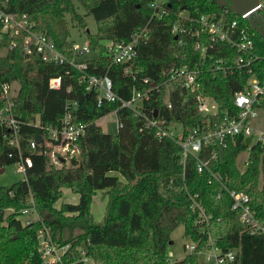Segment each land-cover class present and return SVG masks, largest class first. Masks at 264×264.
Masks as SVG:
<instances>
[{
	"label": "trees",
	"instance_id": "16d2710c",
	"mask_svg": "<svg viewBox=\"0 0 264 264\" xmlns=\"http://www.w3.org/2000/svg\"><path fill=\"white\" fill-rule=\"evenodd\" d=\"M74 1L95 22V32H87L97 55L87 62L89 72L106 74L113 93L123 100H128L135 89L158 84L142 101L141 115H155L165 124L179 123L187 131L207 123L213 127L225 110H232L233 93L242 87L246 74L204 72L196 93L177 81H166L162 75L166 66H191L201 60L194 48L195 36L178 33L174 38L171 33L177 13L184 10L194 18L225 7L214 0H171L168 14L150 22L148 0H0V9L12 13L16 20H25L33 31L47 35L69 56L73 42L68 38V21L84 28V15L76 11ZM229 14L247 24L231 11ZM258 15L264 23V7ZM141 27H146V33L136 46L134 58L127 63L110 62L103 54V41H128ZM253 39L263 50L264 39L256 33ZM24 42L22 32L14 33L10 26L4 30L0 25V83H18L12 113L21 122L20 154L29 159L24 179L0 187V264H39L36 233L41 226L48 228L52 241L70 244L56 264H82L77 247L97 264H198L196 252L179 261L168 260L170 234L179 224L184 236L198 247L210 238L221 251L235 249L228 264H264V234L245 231L239 212L230 208L227 193L217 182H207L206 171L197 172L191 155L182 163L174 141L156 139L143 126L141 116H133L125 107L116 111L121 127L115 133L101 131L94 124L100 112L93 108V95L83 91L77 73L65 65L42 62L33 50L25 54ZM211 54L221 56L220 52ZM53 77L60 78L59 89L49 87ZM197 93L214 100V114L197 110ZM66 100L76 101L75 119L85 124V130L77 141L78 155L66 166H54L38 148H28L27 140L37 128L25 123L36 114L42 124L56 122ZM243 151L247 157L241 167L237 156ZM198 155L208 160V167L218 173L228 189L247 195L250 213L264 228V146L253 143L246 147L240 137H234L225 146H208ZM16 158L0 131V169L15 163ZM63 188L76 194L77 201L56 208L54 203ZM95 190L104 191L106 203L101 221L91 223L88 211ZM28 197L38 218L22 223L19 210L29 206ZM192 201L202 208L206 221L195 222L198 212L190 207ZM6 207L13 211L5 215Z\"/></svg>",
	"mask_w": 264,
	"mask_h": 264
},
{
	"label": "built area",
	"instance_id": "2783aa9c",
	"mask_svg": "<svg viewBox=\"0 0 264 264\" xmlns=\"http://www.w3.org/2000/svg\"><path fill=\"white\" fill-rule=\"evenodd\" d=\"M170 1L148 0L146 2V7L149 10L148 22L157 21L166 16L171 7ZM257 7L263 9L264 0H258ZM0 25L4 30L10 26L14 27V33L18 31L23 33L25 54L33 50L42 62L65 65L77 73V80L83 85V91L93 95L94 110L100 112L94 120V124L98 118L112 112L115 115V127L116 129L120 128L121 122L116 112L119 107L130 109L133 116H141L143 126L150 129L156 139L169 138L174 141L179 148L182 163L188 155H191L195 160L197 172L206 171L208 174L207 182L215 181L219 184V188L224 190L230 198V208L239 212V220L245 225L246 232L264 234L262 224L249 211L247 195L241 191L228 189L218 173L208 167V160L198 155L208 146H225L226 142L234 137H240L243 143L244 138L248 137L249 142L246 147L253 143L264 146V123H260V128L253 126L258 112L264 109V48L261 50L254 42L255 31L249 30L247 24L231 17L227 8H223L218 13H202L194 18L189 17L184 10H180L171 26L170 31L175 37L178 33H188L195 36L194 48L198 50L201 60L191 66H166L162 70V75L166 81H177L190 92L196 93L200 87V76L204 72L232 73L237 71L247 75L242 87L233 93L232 110H225L220 120L213 127L207 123L203 127L196 126L184 131L180 125L177 132H174L172 126L176 122L165 124L164 120L156 118L155 115L151 117L141 115L142 101L148 98L150 89L157 88L158 84L151 83L147 88L133 90L128 100L120 99L113 93L111 80L106 74H95L87 70V62L93 58L83 57L89 52L86 46H77L72 43L70 55L67 56L56 48L47 35L33 31L30 24H22L14 18L12 13H7L1 9ZM145 33L146 27H141L133 33L128 41L105 40L102 45L103 54L112 63H127L134 58L136 46ZM13 45L14 43H11V46ZM212 52H220L221 56L214 58ZM96 58L97 55L94 59ZM126 71L127 69L124 72ZM143 82L146 83L147 79H143ZM10 83H0V131L1 137L15 150L17 156L15 163L20 165L21 179H24V167L29 164V159L22 158L20 154L19 128L21 122L16 120L12 113V97L15 94H11ZM48 85L52 89H59L60 78H50ZM164 99H166V95ZM206 99H211L214 102L211 97L200 93L196 94L197 110L202 114H214L216 112L215 102V110H210ZM136 101H138L137 104H135ZM76 106L75 100H66L60 117L54 123L42 124L37 114L25 123L27 126L37 128V132L32 138L27 140L28 148L31 150L38 148L54 166L68 162L69 159L76 157L79 153L77 141L84 134L85 124L75 119ZM105 107L106 109L103 110ZM3 129L5 131H2ZM36 135L40 137L38 142L34 140ZM11 155L12 153H8V156ZM219 192L216 194L217 197ZM27 202L29 206L21 208L19 216L33 213L35 218L32 220L37 219L38 216L34 210L31 197H28ZM190 207L194 210L197 209L196 223L207 220V216L197 203L192 201ZM32 220L26 218L22 223H28ZM36 239L39 264L60 263L62 256L70 247L69 243L58 244L52 241L46 226H41L37 230ZM197 244L191 240V243L187 245L188 253L196 252L198 255L202 248L210 249L205 254V260H212L214 264L230 263L236 252L235 249L221 251L210 238L202 246L198 247ZM76 249L78 262L97 264L85 254L81 247ZM75 263L69 262L67 264Z\"/></svg>",
	"mask_w": 264,
	"mask_h": 264
},
{
	"label": "rangeland",
	"instance_id": "374dc122",
	"mask_svg": "<svg viewBox=\"0 0 264 264\" xmlns=\"http://www.w3.org/2000/svg\"><path fill=\"white\" fill-rule=\"evenodd\" d=\"M74 5L76 7V11L80 15H84V28H81L79 26L73 25L68 21V38L77 46H86L89 49V52L86 53L83 57L84 58H94L96 56L95 52L92 50L91 44L88 42L87 32L92 34L95 32V22L93 20V17L90 14H85L84 9L81 5H79L76 1H74ZM22 24H25V20H18ZM18 89V83L16 81H13L10 83V91L11 94L14 95ZM208 106H210V110H215V104L211 99L205 100ZM138 101L135 102L137 104ZM115 115L112 112H109L105 114L104 116L98 118L96 121V125L99 126L101 131L106 133H115L116 127L114 124ZM260 123H264V109L260 110L258 112L257 119L254 120L253 126L254 127H261ZM174 132L179 131L180 124L179 123H173L172 124ZM254 139V137H253ZM247 157V151H243L239 153L237 156V162L239 166L242 165V161L246 159ZM65 166L67 165V162L63 163ZM62 165V164H61ZM20 165L18 163H12L4 166L2 168V171H0V187H8L13 182L18 181L22 178V173L20 172ZM120 178V177H119ZM122 181V178H120ZM77 201V195L72 193L69 189L63 188L61 190V196L56 200L54 203V206L57 208L61 203L69 202V203H75ZM106 203V196L103 190H95V192L91 196V201L89 203V221L91 223H97L101 221L104 213V207ZM13 209L6 207L4 208V214H8L9 212H12ZM34 219L35 215L33 213L25 215V216H19V219L21 222L24 221V219ZM191 243V240L184 236L182 225L179 224L170 234V243L168 244L166 248V254L168 256V260L173 261H179L181 260L187 253V245ZM210 251V249L202 248L200 252L198 253L197 259L198 264H214L212 260L206 261L205 260V254Z\"/></svg>",
	"mask_w": 264,
	"mask_h": 264
},
{
	"label": "water",
	"instance_id": "95a60500",
	"mask_svg": "<svg viewBox=\"0 0 264 264\" xmlns=\"http://www.w3.org/2000/svg\"><path fill=\"white\" fill-rule=\"evenodd\" d=\"M218 6L227 8L237 16L244 18L247 24L255 31V33L264 39V23L258 15V0H214ZM175 38V36H174ZM40 137L34 136V140L38 142ZM249 138H244V145H247ZM2 171V168L0 169Z\"/></svg>",
	"mask_w": 264,
	"mask_h": 264
}]
</instances>
